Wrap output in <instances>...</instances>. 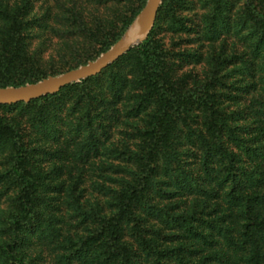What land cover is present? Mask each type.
Masks as SVG:
<instances>
[{
  "label": "trees",
  "instance_id": "1",
  "mask_svg": "<svg viewBox=\"0 0 264 264\" xmlns=\"http://www.w3.org/2000/svg\"><path fill=\"white\" fill-rule=\"evenodd\" d=\"M34 2L0 0V88L94 59L146 0ZM0 264H264V0H162L100 75L0 105Z\"/></svg>",
  "mask_w": 264,
  "mask_h": 264
},
{
  "label": "water",
  "instance_id": "2",
  "mask_svg": "<svg viewBox=\"0 0 264 264\" xmlns=\"http://www.w3.org/2000/svg\"><path fill=\"white\" fill-rule=\"evenodd\" d=\"M161 3L162 0H146L142 10L122 37L96 60L36 83L0 88V105L29 103L47 95L56 94L71 84L100 75L108 66L117 62L148 38L155 25Z\"/></svg>",
  "mask_w": 264,
  "mask_h": 264
},
{
  "label": "rangeland",
  "instance_id": "3",
  "mask_svg": "<svg viewBox=\"0 0 264 264\" xmlns=\"http://www.w3.org/2000/svg\"><path fill=\"white\" fill-rule=\"evenodd\" d=\"M36 1V3L34 2V7H36V8H38V6L37 5H39V3L37 2V1H39V0H35ZM188 13V12H187ZM194 13H198V14H200V11L197 9V8H195V10H194ZM193 14V13H192ZM128 29V28H127ZM126 32V31H125ZM122 37V36H121ZM163 37V39H164V41L165 42H170V37H171V35H169V34H165V35H163L162 36ZM174 40H176L177 41V39L175 38ZM117 42V41H116ZM115 42V43H116ZM34 45V44H33ZM113 45V44H112ZM111 45V46H112ZM110 46V47H111ZM109 47V48H110ZM108 48V49H109ZM107 49V50H108ZM106 50V51H107ZM104 53V52H103ZM102 53H100L98 56H96L94 59H92V60H90V61H87L86 63H84V64H82V65H85V64H87L88 62H91V61H94V60H96L100 55H101ZM82 65H79V66H82ZM79 66H77V67H75V68H78ZM75 68H73V69H75ZM69 70H72V69H69ZM69 70H65V71H63V72H61V73H58V74H54V75H49V76H46L45 78H47V77H50V76H58V75H61V74H63V73H65V72H67V71H69ZM45 78H42V79H40L39 81H41V80H43V79H45ZM39 81H36V82H39ZM36 82H34V83H36ZM32 84V83H31ZM24 85H28V84H24ZM21 86H23V85H21ZM17 87H19V86H17Z\"/></svg>",
  "mask_w": 264,
  "mask_h": 264
}]
</instances>
